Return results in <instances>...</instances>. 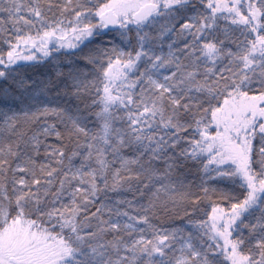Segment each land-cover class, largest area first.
Masks as SVG:
<instances>
[{
    "label": "snow or ice",
    "instance_id": "obj_1",
    "mask_svg": "<svg viewBox=\"0 0 264 264\" xmlns=\"http://www.w3.org/2000/svg\"><path fill=\"white\" fill-rule=\"evenodd\" d=\"M0 264H264V0H0Z\"/></svg>",
    "mask_w": 264,
    "mask_h": 264
}]
</instances>
